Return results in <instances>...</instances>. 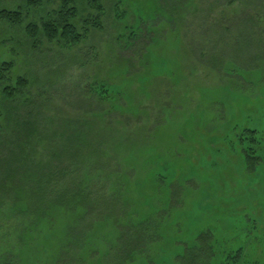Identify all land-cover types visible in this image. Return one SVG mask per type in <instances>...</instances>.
<instances>
[{
  "label": "rangeland",
  "instance_id": "374dc122",
  "mask_svg": "<svg viewBox=\"0 0 264 264\" xmlns=\"http://www.w3.org/2000/svg\"><path fill=\"white\" fill-rule=\"evenodd\" d=\"M208 1L73 0L80 42L57 45L38 34L32 47L27 24L39 28L62 0L40 9L0 0L23 18L0 20V91H14L12 101L0 94V123L9 117L0 138L13 148L28 119L30 161L54 171L46 194L82 191L90 206L67 221L52 208L24 240L18 228L37 216L1 210L0 264H264V81L232 62L220 68V53L242 58L250 49L206 37L200 11ZM176 2L180 20L169 14ZM245 10L236 2L210 19L227 24ZM252 14L250 32L264 39V8ZM66 118L82 147L72 160L52 154L64 148ZM251 150L262 158L254 169ZM87 211L93 220L75 248L46 231L49 217L82 225Z\"/></svg>",
  "mask_w": 264,
  "mask_h": 264
},
{
  "label": "trees",
  "instance_id": "16d2710c",
  "mask_svg": "<svg viewBox=\"0 0 264 264\" xmlns=\"http://www.w3.org/2000/svg\"><path fill=\"white\" fill-rule=\"evenodd\" d=\"M43 0H25L28 7L39 8ZM94 3L98 4L101 0H92ZM103 1V0H102ZM73 0H62L59 11L55 15L46 16L41 19V25L38 28L36 23L29 22L27 24L28 40L31 46H36L38 40V34H42L45 40L49 43H55L63 46L77 45L83 34L80 33V27H78L76 17L78 11L76 7H72L71 3ZM242 4L246 10L241 16L232 17L228 20L227 24H220V21H212L210 19L213 12L222 8L223 6H230L234 3ZM102 3V2H101ZM181 4L176 2L170 4L169 14H174L179 19L185 18L184 16H179ZM101 6L99 7V9ZM264 8V0H210L207 2V9H201L200 12L206 10L203 20V27L205 26L204 32L208 39H212L210 35L219 36L220 35V48H227L229 43L232 48H244L250 49L243 52L242 58L228 56L225 53H220V68L223 67L224 62H232L237 65V68L249 75H258V77L264 81V39L259 33H251L250 31L253 27H257L256 17L252 14L254 10H260ZM40 9V8H39ZM22 13L18 9L9 10L7 8L0 9V20L7 21L12 24L22 23ZM179 19V20H180ZM97 28V27H96ZM203 40L206 39L204 35ZM207 40V39H206ZM198 42V41H197ZM195 46V42H192ZM201 47V44H196L195 50ZM200 50V48H198ZM203 51V49H201ZM230 59H229V58ZM215 62V61H214ZM3 70H7L11 67V64L3 63L1 65ZM211 68H216L215 65ZM0 76V85L3 82ZM21 88L28 85L24 79L17 80ZM97 87V86H96ZM95 87V88H96ZM102 88V87H101ZM18 89V88H16ZM15 89V90H16ZM21 89V90H22ZM93 90V88H92ZM104 90V86L100 91ZM99 92V89H98ZM106 92V91H105ZM1 97H4L7 101H12L14 99V91L11 89L10 84H5L4 88L0 91ZM6 110L4 113H7ZM1 116V114H0ZM2 120L5 123H0V129H5V125L9 124V117L2 116ZM63 123L65 124L67 130L65 129L64 137V148L62 150H57L54 148L52 154L54 156L58 155L61 159H71L79 153L80 147L76 145L74 120L66 118ZM19 126V124L17 125ZM23 130L16 132L18 137L16 141L11 143L7 147L6 142H11L10 137L0 138V211L7 212V214L18 213L19 215L25 216L27 214L34 213L37 217L33 218L24 227H19L18 238L24 240L34 235L35 229H37L41 220L46 218V215L53 214L52 208L58 209L59 214L63 216L62 218L66 221L70 219L68 213L76 215L82 208L85 211L89 208V204L86 202L88 196L83 194L82 191L78 190H63L59 195L49 196L46 193L51 191V180L47 179V173L50 174L51 169H46L40 162L30 161L32 158V151H27L28 145L32 142L31 137L33 136L34 125L27 119L20 123ZM64 126V128H65ZM23 133L19 134V132ZM68 131V133H67ZM244 132L249 134H256L255 129H245ZM75 134V135H74ZM7 139L8 141H6ZM74 140V141H73ZM251 140H255L254 137ZM6 146V149L3 147ZM72 151V152H71ZM252 155H246L248 158V163L252 169L255 168L256 163H258L262 158L255 154V151L251 150ZM33 160V159H32ZM54 183V182H53ZM92 207V206H91ZM31 212V213H30ZM90 212V210H89ZM87 211V218L83 219V224H72L62 226L56 223V219L49 217L47 230L53 238L71 241V248H75L76 244H73L76 239L87 234L92 223V217Z\"/></svg>",
  "mask_w": 264,
  "mask_h": 264
}]
</instances>
